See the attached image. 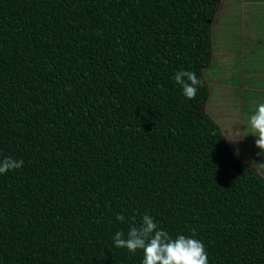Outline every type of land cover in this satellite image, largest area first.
I'll list each match as a JSON object with an SVG mask.
<instances>
[{"label": "trees", "instance_id": "16d2710c", "mask_svg": "<svg viewBox=\"0 0 264 264\" xmlns=\"http://www.w3.org/2000/svg\"><path fill=\"white\" fill-rule=\"evenodd\" d=\"M225 1L0 0V159L23 160L0 174V264H142L113 237L144 214L209 264H264V173L206 111Z\"/></svg>", "mask_w": 264, "mask_h": 264}, {"label": "rangeland", "instance_id": "374dc122", "mask_svg": "<svg viewBox=\"0 0 264 264\" xmlns=\"http://www.w3.org/2000/svg\"><path fill=\"white\" fill-rule=\"evenodd\" d=\"M257 1L261 0H249V2L246 0H235L233 8H230L228 5L231 4L232 0H226L221 5L212 26L213 59L211 60V64L213 65L205 69L204 73L205 79L211 88L206 111L220 126L221 131L230 142L231 147H234L235 143L240 141L238 136L241 132H236L233 129V126L230 125V121L226 116L229 109V98L232 95L237 96L236 91L242 95L247 94V92L249 93L252 87L250 84H253L249 80H256L258 86H261L263 83L262 77L257 75L264 73V68H262L264 63V30L262 31L264 18H261L263 17L262 14L264 11L260 10V8H264V2L258 8L256 5H260L261 2L257 3ZM250 2H253L255 6H248ZM241 3L243 4L244 10L250 13L251 18L259 23V33H256L248 23L241 25V21H244L242 16L236 17L238 14H241L240 8H236ZM231 18L236 19V25L229 23V19ZM232 66L241 67L239 70H233ZM249 73H252L251 77ZM232 74L237 75L231 76ZM214 75L215 77H213ZM231 84L235 87H232ZM226 93H231L232 95ZM245 97L246 95L240 98ZM221 99H226V108L222 104ZM231 102L233 103L232 110L234 113L236 109L242 108L244 117L241 126L245 130L251 109L243 108V106L239 107L236 99ZM234 122L236 125L240 123L237 119ZM251 131L252 129L249 126L247 136L242 137L246 155L243 152L240 158L264 173V157L262 156L264 153L257 147L256 140L258 138L256 137V140H253L254 135L250 133ZM254 141L255 145H253ZM243 146L240 145L238 150L242 151Z\"/></svg>", "mask_w": 264, "mask_h": 264}, {"label": "clouds", "instance_id": "9594fccd", "mask_svg": "<svg viewBox=\"0 0 264 264\" xmlns=\"http://www.w3.org/2000/svg\"><path fill=\"white\" fill-rule=\"evenodd\" d=\"M173 80L187 99L196 98L201 80L195 72L177 70ZM249 126L252 129L250 133L258 136L257 147L264 152V103H260L250 116ZM22 166L23 160L4 157L0 159V174ZM117 220L124 223L126 217L118 214ZM113 242L115 247L126 248L131 253L138 249L143 250L142 264H209L204 244L195 238V229L191 237L180 234L173 238L168 232L160 229L155 218L148 214L142 216L139 226L132 224L129 227L126 237L123 231L116 232Z\"/></svg>", "mask_w": 264, "mask_h": 264}, {"label": "crops", "instance_id": "0c3cea01", "mask_svg": "<svg viewBox=\"0 0 264 264\" xmlns=\"http://www.w3.org/2000/svg\"><path fill=\"white\" fill-rule=\"evenodd\" d=\"M234 1L235 0H232V2H231V4H229L228 6L230 7V8H233V5H234ZM247 2H249V0H246ZM258 2H261L260 3V5H258L257 3ZM264 2V0H261V1H257V5H256V7H260L261 6V4ZM255 6V4L253 3V2H250V3H248V6ZM255 7V8H256ZM221 8V5L219 6V9ZM236 8H240V12H241V14H238L236 17H240V16H242L243 18H244V21H241V25H243V24H246V23H248V24H250V26L253 28V30L256 32V33H259L260 31H258V28H259V23H257V22H255L254 21V19L253 18H251V15H250V13L249 12H246L245 10H244V8H243V4L241 3L240 5H238ZM219 9H218V11H217V14L219 13ZM260 10L261 11H264V8L262 7V8H260ZM217 14H216V16H217ZM263 15V17H261V18H264V13L262 14ZM236 19H233V18H231V19H229V23H231V24H235L236 25V21H235ZM264 30V23H262V31ZM213 64H211V66H212ZM233 67V66H232ZM241 66H234L233 67V70H239V68H240ZM219 68H221L220 66H219ZM262 68H264V63H263V66H262ZM264 71V70H263ZM253 72V71H252ZM251 74L252 73H249V76L251 77ZM235 75H237V74H232L231 76H235ZM257 76H260V77H262V81H263V83H262V85L260 86H258V84H256V80H249V82H251L252 81V83L253 84H250V86H252L251 87V89H250V91H249V93L247 92V94H244V95H242V94H240L238 91H236V94H237V96H234V95H232L231 93H226V94H228V95H232V97L231 98H229V100H230V102H229V109H228V112H227V117H228V120L230 121V125L231 126H233V129L236 131V132H241L240 134H239V138H240V141H237V143H235V145H234V148H235V150H237L240 154H242L243 155V152L245 153V155H246V149L244 148V146H243V144H244V142H243V139H242V137L243 136H247V134H248V128H249V120H250V116L255 112V110H256V108H257V106L260 104V103H264V73L263 74H258ZM213 77H215V75L213 76ZM208 83V82H207ZM231 86L232 87H235L233 84H231ZM219 91L221 92V93H223V91L222 90H220L219 89ZM246 93V92H245ZM246 95V97L245 98H240V97H244ZM234 96V97H233ZM234 99H236L237 100V102H238V106L239 107H242L243 106V108H246V109H251L250 110V115H249V120H248V122H247V124H246V128H245V130L242 128V126H241V122H242V120H243V117H244V113L242 112V108L241 109H236V112L234 113L233 112V103L231 102L232 100H234ZM243 99V100H242ZM221 102H222V104L225 106V108H226V106H227V103H226V99H221ZM235 119H237L238 120V122H240L239 124H235ZM247 129V130H246ZM252 135H254V134H252ZM256 137L258 138V136H256V135H254V137H253V140H256ZM240 145H242L243 146V150L241 151V150H238V147L240 146ZM253 145H255V141L253 142ZM254 151H255V149H254ZM260 151L262 152V150L260 149ZM262 153H264V152H262ZM241 155V156H242ZM263 157H264V155H262ZM245 157V156H244ZM253 166V165H252ZM257 169V168H256ZM258 170V169H257Z\"/></svg>", "mask_w": 264, "mask_h": 264}]
</instances>
